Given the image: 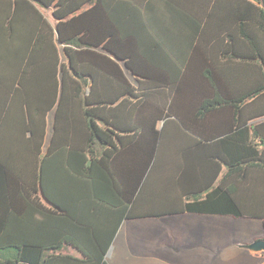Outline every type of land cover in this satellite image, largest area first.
Wrapping results in <instances>:
<instances>
[{
  "label": "trees",
  "instance_id": "1",
  "mask_svg": "<svg viewBox=\"0 0 264 264\" xmlns=\"http://www.w3.org/2000/svg\"><path fill=\"white\" fill-rule=\"evenodd\" d=\"M185 212L264 226V0H0V264Z\"/></svg>",
  "mask_w": 264,
  "mask_h": 264
},
{
  "label": "rangeland",
  "instance_id": "2",
  "mask_svg": "<svg viewBox=\"0 0 264 264\" xmlns=\"http://www.w3.org/2000/svg\"><path fill=\"white\" fill-rule=\"evenodd\" d=\"M50 14V12H48ZM53 114L48 115L47 143L53 128ZM126 237L120 242L117 254L127 255L126 264H134L129 257L130 251L143 254L142 249L153 241L162 238L160 247H154L156 253L161 250L170 264H261V255L238 246L237 243H251L264 238V227L260 219L224 216H178L148 219L130 223ZM176 228V237L167 235V231ZM126 238L128 241H126ZM125 258V257H122Z\"/></svg>",
  "mask_w": 264,
  "mask_h": 264
},
{
  "label": "crops",
  "instance_id": "3",
  "mask_svg": "<svg viewBox=\"0 0 264 264\" xmlns=\"http://www.w3.org/2000/svg\"><path fill=\"white\" fill-rule=\"evenodd\" d=\"M43 10L47 11L46 9H43ZM183 214H186L189 216L205 215V214H196V213H186L185 212V213L172 215V216H178V215H183ZM205 216H224V215H205ZM164 217H166V216H164ZM168 217H170V216H168ZM224 217H227V216H224ZM160 218H163V217H160ZM160 218H148V217H146V218H139V219H133V220L125 219L122 222L120 229H118V232H117L116 237L114 239V242L112 244L113 248H112L111 255L107 257L109 259V262L111 264H126L127 263V255L125 253H123L122 251H119L117 254H115V252L118 250L120 242L125 239L126 231L130 228L131 222H136V221L145 220V219H148L149 221H151V220L160 219ZM175 229L176 228H172V229H170V231H167V235L170 237H173V236L176 237L173 234L175 232ZM126 241H128L127 238H126ZM162 242H164V241L160 237V238H158V240L153 241V243L151 245L145 246V248L142 249L143 254H139V253H136L134 251H130L129 257H132L134 259L138 258V257H142V259H135L133 261L134 264H170V261H168L166 259V257L162 255L161 250L158 249L159 253H156V251H155L156 249L154 247H156V246L160 247ZM238 244L239 243H237V245ZM243 244H245V243H243ZM65 251H69L72 254L79 255V252L76 249L71 248V246L67 247L65 249ZM251 252L261 255V257L264 259V252H261V251H259V252L251 251ZM122 257H125V258H122Z\"/></svg>",
  "mask_w": 264,
  "mask_h": 264
},
{
  "label": "water",
  "instance_id": "4",
  "mask_svg": "<svg viewBox=\"0 0 264 264\" xmlns=\"http://www.w3.org/2000/svg\"><path fill=\"white\" fill-rule=\"evenodd\" d=\"M238 246L242 247L243 249H248L254 252H259V251L264 252V239L258 238L253 242L246 244L239 243ZM112 248L113 246L108 250L106 257L111 255Z\"/></svg>",
  "mask_w": 264,
  "mask_h": 264
}]
</instances>
